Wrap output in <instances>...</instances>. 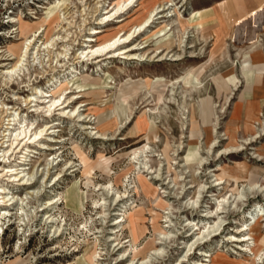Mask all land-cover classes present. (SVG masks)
Returning a JSON list of instances; mask_svg holds the SVG:
<instances>
[{
	"label": "rangeland",
	"instance_id": "1",
	"mask_svg": "<svg viewBox=\"0 0 264 264\" xmlns=\"http://www.w3.org/2000/svg\"><path fill=\"white\" fill-rule=\"evenodd\" d=\"M130 1L0 0V154L9 112L44 129L0 157V264H264V0Z\"/></svg>",
	"mask_w": 264,
	"mask_h": 264
},
{
	"label": "bare ground",
	"instance_id": "2",
	"mask_svg": "<svg viewBox=\"0 0 264 264\" xmlns=\"http://www.w3.org/2000/svg\"><path fill=\"white\" fill-rule=\"evenodd\" d=\"M131 1H134V2H137L138 0H131ZM130 1V2H131ZM134 4V3H133ZM172 5V4H170ZM124 6V5H123ZM160 8V6H159ZM165 8V7H164ZM159 9L155 15H157L158 13H162L164 10L166 9H169V8H166V9ZM124 9V8H123ZM122 7H119L118 4L117 5H114L110 10L108 11H104L103 14L101 15H106L108 13H110L111 11L114 13V14H117L118 12L122 11L123 10ZM155 10V9H154ZM154 10L152 9L147 17L145 18L144 20V23L141 24L139 27H138V30H134L131 34H128V35H124V33L118 38V39H115V40H108L102 44H99V45H89V44H86L83 48V50H81L80 54L81 56H77L76 58L77 59H80L81 57L83 58H92L93 60L99 62L101 61L100 57L102 56H105L106 54H113V52H117L118 54H123L124 56L126 55L127 57L130 56V54H128L129 51H131V49L133 48H129L128 46H123V47H119V45L121 44H124L125 42H128L129 40L132 41L134 39V37H138L144 30L145 28L149 27L148 23L150 22L149 20L151 19V16L152 14H154ZM157 10V9H156ZM164 15V14H163ZM163 15H160L159 17H164ZM158 17V16H157ZM11 22H15L16 19H11L10 20ZM256 22V20H255ZM254 22V23H255ZM256 24V23H255ZM15 29V28H14ZM92 31L89 32L88 36L85 38V40H83V42H92V41H95V39L93 38L94 34H97L100 32V30L96 29V28H91ZM16 30V29H15ZM251 30V29H250ZM42 32V31H40ZM253 33V32H252ZM254 34V33H253ZM122 36H125L122 38V41H120L121 37ZM249 36L248 35V39H249ZM33 37V36H32ZM54 40V39H52ZM246 40V39H245ZM32 43V40H29V44L26 45L25 50H24V53H26V50L28 49V46ZM44 44V43H43ZM42 44V45H43ZM32 45V44H31ZM46 45V44H45ZM53 45V44H52ZM50 46H45V48H48ZM49 51V49H48ZM38 52V50L36 51ZM64 52V51H63ZM63 52H61V54H63ZM1 53V51H0ZM36 54V53H35ZM134 55V54H133ZM24 54L21 55V58H19V61H18V64L11 67L9 70H6L5 72L7 74H12V73H16L17 71L20 72L22 71V66L24 65L23 64V61H24ZM125 56V57H126ZM109 57H114V55H109ZM60 61V60H58ZM83 62V60H82ZM8 69V68H7ZM56 80V79H55ZM55 84V82L53 83ZM52 85V84H51ZM34 92L29 96V98H27L25 101L27 103H30L31 101H35L36 98L38 97L37 94L38 93H41V89H39L38 87H34L33 88ZM53 88L47 90V91H52ZM47 93V92H46ZM43 95V97H49L50 99L47 100V102H50L51 101V104L49 105V108L46 110V111H49V109H52L53 110H59L61 112H63L61 115L64 116V111L67 110L66 108L68 107V103H71V102H68L67 99L68 97H65L63 99V101H60L61 99L60 98H54L52 95H48L46 94ZM68 102V103H67ZM67 103V105H66ZM0 110L3 111V108H2V105H0ZM72 110H68L67 111V115L71 112ZM6 112V111H5ZM77 115H80V114H77ZM7 116V125L8 127H6V129L3 131V135L2 137L5 138L7 137V141H10V145H6V148L8 146H10V148H3L1 151V154H0V157H2V160L4 161V158L6 156L7 153H9V151L11 150V147L14 146L16 144V146L14 148H16L18 145H20L21 141L26 137L28 136V140L33 138L32 140H35L37 138H40L39 136L43 133L44 129H39V131H33V133H30L31 131H29L30 129L28 128V126L26 124L22 125V126H19L18 129L16 130L15 128V125H19L20 121L18 122L17 121V118L16 116L12 113V112H9ZM3 121V120H2ZM4 123V122H2ZM55 123V122H54ZM11 126V127H10ZM37 126H35L33 128L36 129ZM51 128V126L49 127ZM29 129V130H28ZM16 130V131H15ZM14 131V133H13ZM14 135V137L12 138V136ZM33 136V137H31ZM31 137V138H30ZM38 141V140H36ZM5 142V141H4ZM32 141H26L24 143V146L26 147V151L28 150V147H29V144L31 143ZM23 149V148H22ZM29 151L33 152V149H30ZM11 152V151H10ZM14 152V150L11 152V154ZM142 152V150L140 151ZM144 153V152H143ZM26 154V153H25ZM23 155V160H22V163L18 164V165H14L15 167H12V166H8V167H2V169H5V172L6 173H9L8 175V178L12 181H16L18 180V184L20 185H25V184H31L30 182V179L32 178V174H28V172H25V166H23V164H25L24 162L26 161L27 159V155ZM0 160V162L2 161ZM21 162V161H20ZM29 164V163H28ZM1 169V170H2ZM20 180H23L22 182H19ZM29 193L31 191H28ZM12 194V193H11ZM21 200V199H20ZM19 201V200H18ZM21 202V201H20ZM17 203V200H15L14 196L13 195H10L9 196V193L7 191V187L6 185L4 184H1L0 185V205L4 206L3 208L0 207V228H1V222H2V219H4L5 217L9 216L11 214V212L9 211L10 208H7V206H10L12 207V205L16 204ZM55 202L53 200H49L48 201V204L49 205H52L54 204ZM45 208V207H44ZM49 217V216H48ZM51 222L53 220H50ZM246 228L244 227L243 229L240 230V232L244 231ZM248 239V238H247ZM89 262L92 261V257L90 256L89 258Z\"/></svg>",
	"mask_w": 264,
	"mask_h": 264
},
{
	"label": "crops",
	"instance_id": "3",
	"mask_svg": "<svg viewBox=\"0 0 264 264\" xmlns=\"http://www.w3.org/2000/svg\"><path fill=\"white\" fill-rule=\"evenodd\" d=\"M236 12H239V9H238V10H232V11H231V14H230V16H232V17H233V16H234V14H235ZM223 24H224V23H223Z\"/></svg>",
	"mask_w": 264,
	"mask_h": 264
}]
</instances>
